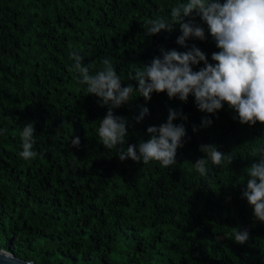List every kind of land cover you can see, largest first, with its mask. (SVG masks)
Masks as SVG:
<instances>
[{
  "label": "trees",
  "instance_id": "trees-1",
  "mask_svg": "<svg viewBox=\"0 0 264 264\" xmlns=\"http://www.w3.org/2000/svg\"><path fill=\"white\" fill-rule=\"evenodd\" d=\"M180 2L0 0V250L36 264H264V222L243 197L247 169L264 153V124L242 125L226 102L201 112L193 94L181 101L153 92L145 101L135 93L113 110L127 121L126 142L108 150L98 138L108 109L71 70L72 54L91 74L110 58L121 86L137 90L130 75L162 58L161 49L194 45L215 64L220 49L195 12L185 22L204 28L203 41L177 44L178 24L146 34L147 20L170 18ZM170 110L187 117L173 121L186 129L175 164L120 161L119 149L147 142L148 127L166 123ZM204 118L212 123L202 126ZM28 123L37 156L26 161L20 133ZM201 145L232 163L209 161L201 176L193 167L206 158ZM232 229H246L247 242L236 243Z\"/></svg>",
  "mask_w": 264,
  "mask_h": 264
},
{
  "label": "clouds",
  "instance_id": "clouds-1",
  "mask_svg": "<svg viewBox=\"0 0 264 264\" xmlns=\"http://www.w3.org/2000/svg\"><path fill=\"white\" fill-rule=\"evenodd\" d=\"M194 12L207 24L220 49L212 54L215 64L208 63L206 55L194 45L186 52L161 49L162 58L154 57L150 64L135 68L134 75H130V79L138 82V89L134 90L131 84L121 86V77L110 58L103 59L102 67L91 74L90 67L83 64L82 56L72 54L75 63L71 70L79 74V82L86 86L85 91L98 97L101 107L108 109L98 128V138L106 149L112 150L126 142L127 121L115 116L113 110L127 103L135 93L145 101L151 99L153 92H166L170 99L178 97L181 101H187L189 94H193L201 112L215 113L226 102L238 113L242 125L264 124V0H224L223 3L219 0H184L171 8L170 18L147 20L143 24L145 32L149 36L162 30L171 32L178 24L182 35L177 38V44L187 47L189 38L203 41L204 28L192 20L185 22V18ZM201 62L204 67L193 71L192 66ZM147 113L148 109L144 108L136 118L137 122ZM178 117L187 119L170 110L166 123L148 127L151 138L147 142L129 145L126 150L121 147L119 160L131 159L145 165L156 161L163 168L174 165L177 149L183 147L182 138L186 135L183 124H173ZM211 123L207 118L202 120V126ZM34 133L32 123L26 124L20 133L23 150L19 155L26 161L37 156L33 150ZM79 144V137L72 141L73 147ZM200 151L206 158L198 159L193 167L201 176L207 175L209 161L217 166L232 163L233 157L221 153L214 145H201ZM259 156V162L247 169L249 179L243 197L253 207L255 219L264 222V153ZM232 237L236 243L244 244L249 239V232L232 229Z\"/></svg>",
  "mask_w": 264,
  "mask_h": 264
},
{
  "label": "water",
  "instance_id": "water-1",
  "mask_svg": "<svg viewBox=\"0 0 264 264\" xmlns=\"http://www.w3.org/2000/svg\"><path fill=\"white\" fill-rule=\"evenodd\" d=\"M30 261L21 259L16 255L1 249L0 250V264H29ZM30 264H36L34 262H30Z\"/></svg>",
  "mask_w": 264,
  "mask_h": 264
}]
</instances>
